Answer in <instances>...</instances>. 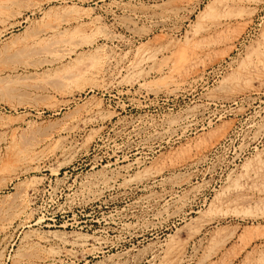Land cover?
<instances>
[{
	"label": "rangeland",
	"instance_id": "374dc122",
	"mask_svg": "<svg viewBox=\"0 0 264 264\" xmlns=\"http://www.w3.org/2000/svg\"><path fill=\"white\" fill-rule=\"evenodd\" d=\"M0 264H264V0H0Z\"/></svg>",
	"mask_w": 264,
	"mask_h": 264
}]
</instances>
